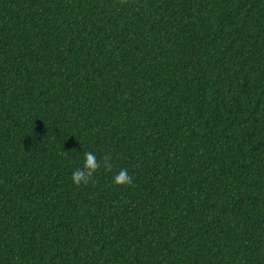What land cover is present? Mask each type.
<instances>
[{"label": "trees", "instance_id": "16d2710c", "mask_svg": "<svg viewBox=\"0 0 264 264\" xmlns=\"http://www.w3.org/2000/svg\"><path fill=\"white\" fill-rule=\"evenodd\" d=\"M0 264H264V0H0Z\"/></svg>", "mask_w": 264, "mask_h": 264}, {"label": "clouds", "instance_id": "9594fccd", "mask_svg": "<svg viewBox=\"0 0 264 264\" xmlns=\"http://www.w3.org/2000/svg\"><path fill=\"white\" fill-rule=\"evenodd\" d=\"M112 157L110 155H105L103 157V166L107 171H111L112 165L110 163ZM101 167V162L98 161L96 155L93 152L84 153V163L82 168H77L71 176L73 184L87 185L92 181L94 174ZM133 177L129 175L127 169H120L112 177V182L117 186H126L133 184Z\"/></svg>", "mask_w": 264, "mask_h": 264}]
</instances>
